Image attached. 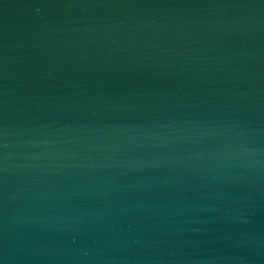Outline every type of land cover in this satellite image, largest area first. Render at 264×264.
Masks as SVG:
<instances>
[{
	"label": "water",
	"instance_id": "obj_1",
	"mask_svg": "<svg viewBox=\"0 0 264 264\" xmlns=\"http://www.w3.org/2000/svg\"><path fill=\"white\" fill-rule=\"evenodd\" d=\"M0 264H264V0H0Z\"/></svg>",
	"mask_w": 264,
	"mask_h": 264
}]
</instances>
